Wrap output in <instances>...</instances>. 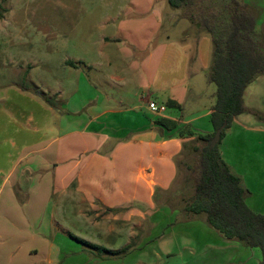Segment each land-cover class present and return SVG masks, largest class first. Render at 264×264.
<instances>
[{"label": "rangeland", "instance_id": "374dc122", "mask_svg": "<svg viewBox=\"0 0 264 264\" xmlns=\"http://www.w3.org/2000/svg\"><path fill=\"white\" fill-rule=\"evenodd\" d=\"M243 1L257 10L256 31L260 32L261 25L264 24V0ZM179 15L180 11L172 9L167 0H0V153L4 154L0 156V174H13L6 178V183L0 187V215L5 213L8 216L5 221L19 220L22 216L28 221H39L43 225L50 214L45 210V205L51 202L56 206L60 202V174H64L65 170L67 174L85 173L90 168L92 174L114 172L112 165L106 164L103 167L94 158L108 152L111 149L110 144L130 139L128 130L134 127L136 122L133 118L137 115L138 118H149L150 114L142 108L135 115L132 112L126 116L107 115L99 121H89L94 109L106 108L103 103L104 95L115 97L118 92L117 86L108 79V75L113 73L112 68L106 70L96 65L104 60L100 52L109 60L116 61V65H120L122 60L130 62L146 58L155 46L167 41L188 44L193 55L189 60V89L201 97L199 108L214 103L215 87L206 82L212 54L210 37L204 32L197 33L187 20L181 19ZM156 28L157 34L147 42L144 51L140 48L133 51L135 43L144 44L145 36L149 38V32ZM123 30L126 39L120 37L119 41L107 47L101 46L102 37L110 36L115 31L123 33ZM197 54L201 62L200 67L195 62ZM67 62L72 65H67ZM124 67L127 68V65ZM128 69L130 71L134 68L131 66ZM128 74L122 72L119 75L127 79ZM19 88L29 90L34 96L36 90L45 93L44 98L53 109L52 118L47 116L45 120L46 123L49 119L52 120L53 132L44 135L36 133V126L28 121V118L34 117L38 125L44 122V116L40 113L42 105L39 97L35 99V104L27 97L18 95L15 91ZM130 90L129 87L127 91ZM152 91L144 90L138 93L146 95ZM40 99L45 101L41 97ZM11 104L19 107V113L16 116L11 115L13 117L9 116L10 112L7 111ZM260 120L261 124L264 123V117ZM12 122L20 128L16 149L8 146L12 138ZM98 122L103 123L99 125ZM198 124L207 125L208 121L201 118ZM101 126L102 130H97ZM242 132L244 135L238 136L237 146L233 149L235 165L240 169V174L234 175L251 193L252 197L246 198L248 207L251 208L250 200L253 198L256 210L262 213L264 133ZM100 141L102 143L98 146ZM188 142L190 140L183 143L181 152L175 159L176 177L173 184L165 195L161 196V191L155 190L153 209L149 212V219L164 224L151 228L152 238L166 233L171 238L166 248H159L157 239L147 244L142 243L143 238L139 235L131 240L130 247L125 252L116 257L91 252L85 256L75 254L58 257L55 264H194V257L190 256L187 250L200 253L195 256L201 258L205 254L207 257L210 247L218 248L217 251H211L213 256L210 264H258L260 252L257 249L224 239L214 229L201 223L204 222V215L196 218L199 220L196 224L185 223V226L184 222L177 223L188 215L184 210V201L192 195L188 167H192L195 162L191 150L194 143ZM24 143L41 153L36 151V154H29V150H26L27 156L22 159L20 166L14 168L16 165L12 163L13 158L9 160L6 154H17L24 147ZM29 158L37 161L55 160L57 167L52 166L50 170L51 188H47L43 180L38 178L40 172L37 171V166L28 164L34 171L33 174H36L30 182L17 176L24 174L20 167L25 166ZM136 163L132 162L130 169L136 166ZM18 181L21 192L17 190ZM98 182L104 184V179L99 178ZM10 190L14 191V203L20 207H17L16 211L10 208L4 212L3 205L10 196ZM161 198L166 204L160 202ZM174 207L177 210L173 211ZM68 208L71 212L74 209L70 199ZM73 212L75 213V210ZM55 213L58 211H51L52 215ZM183 238L194 240L197 248L183 244ZM217 241L232 242L238 249L217 247ZM55 243L60 250L64 247L59 236ZM28 245L29 248L34 247L32 244ZM78 247H81L80 243ZM160 250H168L169 255L163 256V251ZM99 256L105 257L106 260H99ZM1 258L0 263L5 264L6 258Z\"/></svg>", "mask_w": 264, "mask_h": 264}, {"label": "crops", "instance_id": "0c3cea01", "mask_svg": "<svg viewBox=\"0 0 264 264\" xmlns=\"http://www.w3.org/2000/svg\"><path fill=\"white\" fill-rule=\"evenodd\" d=\"M111 20L114 19H109V21ZM157 29L149 32V38L145 36L144 44L135 43L133 51L138 48L145 49L147 42L149 43L150 39L157 34ZM120 37L127 38L124 30L123 33L115 31L110 36L102 37L101 46L107 47L111 43L119 41ZM205 43H207L206 40ZM191 51L188 44L181 45L174 41H167L164 44L155 46V49L146 58L130 62L122 60L120 65H116V61L109 60L105 54L100 52V56L104 60L99 61L96 65L106 68V70L112 68L113 73L108 75V79L115 87L117 86L118 92L115 97L104 95L103 103L106 108L94 109L89 121H99L107 115L126 116L131 112L135 115L142 108L150 116L149 118L144 116L142 119L138 118L137 115L133 118L136 122L134 127L128 130L131 138L110 144L111 149L108 152L94 158L103 167L106 164L112 165L114 172L92 174L90 172L92 168H90L85 173L67 174L65 170L64 174H60V202L56 206L51 202L45 205V210H48L50 214L49 219L43 225L39 221H28L22 216L18 218L19 220L5 221L8 216L5 213L0 215V258H6L5 264H55L58 257L75 254L85 256L94 252L82 245L78 247L79 242L75 238L110 251H120L121 248L125 247L129 248L131 240L139 235L143 238L142 243L147 244L149 241L157 239L159 248L164 249V247H167L171 241L167 233L152 238L153 231L151 228L164 224L158 220L149 219V212L153 209L155 190L161 191L162 196L167 193L173 184L176 177L175 159L181 152L183 143L193 137L179 136L176 131H165L160 126L155 125V121L161 118L171 120L177 124L179 130L184 133L191 131L194 136L212 132L209 117L214 103L209 104L208 107L199 108L201 97L189 89V83L187 82L189 79V60L192 58ZM195 62L200 67L201 62L198 60V54ZM125 64L127 68L124 67ZM131 66L134 69L128 71ZM118 68H120L119 71ZM122 72L129 73V78L126 79L119 75ZM110 83L109 85H111ZM129 87L131 90L127 91ZM144 90L153 91L146 95L138 93ZM15 92L22 97H27L31 102L37 103L35 99L38 97L30 94L29 90L19 88ZM39 92L43 97L45 96V93ZM242 98L243 104L248 110L264 114V76H260L250 83L243 91ZM38 100L42 105L40 106V113L44 116V122L38 125L36 119L31 116L28 121L36 126L34 129L37 131L36 133L44 135L54 130L52 120L49 119L48 123L45 120L47 116L52 118L53 109L49 103L40 98ZM167 101L176 102L181 106V109L166 107L165 103ZM148 102L164 105L165 112L162 114L149 112L147 110ZM7 111L10 112L8 113L9 116H16L19 113V107L11 104ZM201 118L207 119L208 124H198ZM98 123L101 125L103 122ZM10 129H12V138L9 140L10 144L8 146L16 149V140L20 128L12 122ZM97 130H102V126ZM242 131L264 133V123L261 124L249 113H243L232 118L230 127L225 131L218 145V152L233 174H240L238 173L240 169L235 165V159L233 158V149L237 146L238 136L244 135ZM101 143L100 141L98 146ZM22 145L24 147L17 154L13 152L10 156L6 154L9 160L13 158L12 163L16 165L14 168L20 166L22 159L27 156L26 150H29V154L37 151V149H33L34 147H30L25 143ZM0 147H2L1 144ZM36 153H41V151ZM1 155L4 154L0 153ZM54 161L51 159L37 161L29 158L26 165L20 167L24 174H17V176L30 182L36 174H33L34 171L28 164L37 166V171L40 172L37 175L38 178L43 180V184L47 188H51L52 173H50V170L52 166L57 167ZM134 161L137 162L136 166L130 169L129 166ZM11 175L13 174H0V187L6 183V178ZM99 178L104 179V184L98 182ZM96 181L97 184H95ZM19 184L18 181V184H16L17 190L21 192ZM13 192V190H10V196L3 205L4 212L10 208L16 211V208L20 207L15 204ZM250 195L249 192V199L252 197ZM69 199L72 208H74L72 212L68 208ZM160 202L165 203L162 198ZM250 206L251 208H249L255 210L254 212L264 214V212L261 213V211L256 210L257 206L253 198L250 200ZM54 209L58 213L52 215L51 211ZM175 209L177 210L174 207L173 211ZM196 218L199 217L188 214L177 223L184 222L183 225H185V223L192 224L195 222L196 224L199 221ZM201 223L205 222L202 221ZM143 225L144 229H142ZM58 236L64 245L61 250L55 243ZM181 242L197 248L195 241L190 238H183ZM28 244H32L34 247L29 248ZM216 244L217 247H227L228 250L238 249V246L233 245L232 242L217 241ZM209 250L207 257L205 254L201 258L195 256L200 254L195 251L187 250V253L194 257V264H210L213 256L211 251H217L218 248L210 247ZM139 251L141 252V249ZM160 251H163L161 252L163 256L169 255L168 250ZM39 254H42V257ZM102 258H99V260H106L105 257Z\"/></svg>", "mask_w": 264, "mask_h": 264}, {"label": "trees", "instance_id": "16d2710c", "mask_svg": "<svg viewBox=\"0 0 264 264\" xmlns=\"http://www.w3.org/2000/svg\"><path fill=\"white\" fill-rule=\"evenodd\" d=\"M167 3L172 9L179 10V17L187 20L197 33L208 34L212 47L206 74L207 83L215 87L209 117L212 132L194 136L191 131L179 130L171 120L161 118L155 121V125L165 131L193 137L188 142L194 143L191 150L195 162L188 167L192 195L184 201V210L190 216L204 215L205 224L224 239L257 249L260 252L258 264H264V214L248 207V190L218 152V145L234 116L249 113L258 121L264 117V114L248 110L242 98L245 88L256 78L264 76V24L260 32L256 31L258 12L243 0H167ZM67 65L72 64L67 62ZM35 96L48 103L38 90ZM165 105L181 109L173 101H167ZM217 130H220L219 139L211 146ZM75 239L85 248L109 257H116L128 249L110 251Z\"/></svg>", "mask_w": 264, "mask_h": 264}, {"label": "built area", "instance_id": "2783aa9c", "mask_svg": "<svg viewBox=\"0 0 264 264\" xmlns=\"http://www.w3.org/2000/svg\"><path fill=\"white\" fill-rule=\"evenodd\" d=\"M148 110L153 114H162L165 112V106L162 104H156L155 102L147 103Z\"/></svg>", "mask_w": 264, "mask_h": 264}, {"label": "water", "instance_id": "95a60500", "mask_svg": "<svg viewBox=\"0 0 264 264\" xmlns=\"http://www.w3.org/2000/svg\"><path fill=\"white\" fill-rule=\"evenodd\" d=\"M219 136H220V130H217L211 141V144H210L211 146H213L217 142V140L219 139Z\"/></svg>", "mask_w": 264, "mask_h": 264}]
</instances>
